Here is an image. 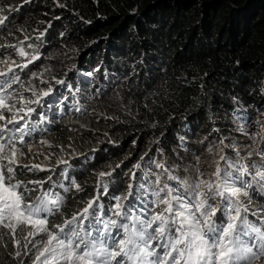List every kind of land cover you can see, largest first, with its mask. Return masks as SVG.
<instances>
[{
  "label": "trees",
  "instance_id": "trees-1",
  "mask_svg": "<svg viewBox=\"0 0 264 264\" xmlns=\"http://www.w3.org/2000/svg\"><path fill=\"white\" fill-rule=\"evenodd\" d=\"M58 1H28L18 19L42 62L97 74L117 52L128 72L108 108L121 122L108 120L106 164L169 149L183 118L222 146L239 111L264 114V0Z\"/></svg>",
  "mask_w": 264,
  "mask_h": 264
},
{
  "label": "clouds",
  "instance_id": "clouds-1",
  "mask_svg": "<svg viewBox=\"0 0 264 264\" xmlns=\"http://www.w3.org/2000/svg\"><path fill=\"white\" fill-rule=\"evenodd\" d=\"M28 1L36 3L44 11L41 7L43 4H48L51 10L61 5L58 0H0V21H3L0 23V97L6 98L11 108L0 109V114L4 116V119H0V129H6L0 132V144H15L19 150L17 163L7 166L15 170L13 183L20 181L27 188L34 189L25 193L29 202L35 201L46 191L63 198L60 210L48 216L49 227L62 226L93 199L103 206L101 219L110 217L119 220L111 210L117 203L115 198L128 196L130 191L132 195L123 200L126 208L133 206L130 216L150 219L165 207L158 203L156 193L165 197L171 190L174 196L187 198L199 181L211 182L209 175L199 173L206 143L201 142L203 138L196 136L197 131L184 118L180 129L174 133V144L169 149L161 146L153 149L148 145L137 156L125 157L123 165L122 162L106 164L104 161L111 151L101 142L107 140L109 128L113 126L108 120L115 124L121 122L120 117L108 108L119 101V88L129 80L126 79L128 72H123L116 63L117 52L113 53L116 54L114 57L113 54L109 57L108 67L105 65L97 74L86 73L85 68H79L77 64L70 66L71 63L63 62L61 67H54L42 62L48 53L41 48L34 49L28 31L18 26L19 16ZM5 38L8 39L7 43L3 41ZM49 88L52 92L43 96ZM94 98L110 105H101L96 109L104 116L98 124L89 117L78 118L83 103ZM38 99L41 101L39 104L34 102ZM28 109L35 111L25 115ZM252 117L249 112L239 111L236 117H232L235 124L228 135L236 126L249 123ZM13 118L15 122L8 123ZM73 128L75 132H71ZM78 133H83L80 139ZM224 138L226 136L222 141ZM68 143L70 147H65ZM4 155H10L7 147ZM5 164L7 161L0 160V165ZM33 165L39 167L34 168ZM223 169L233 178L240 177L251 184L247 189L254 207L244 212V216L264 230V181H254L252 177L256 173L243 177L237 167ZM101 173L105 175L101 176ZM161 182L167 185L163 194L155 190V186ZM75 185H79L81 190L78 191ZM219 200L217 198L209 203L223 207V201ZM225 211H217L214 219L218 223L226 222ZM97 227L103 228V225ZM31 231L30 226L21 225L13 234L11 228L0 226V264H39L36 256L44 249L48 236L45 233L29 235ZM116 231L112 228L113 233ZM252 264H264V255L253 258Z\"/></svg>",
  "mask_w": 264,
  "mask_h": 264
},
{
  "label": "snow or ice",
  "instance_id": "snow-or-ice-1",
  "mask_svg": "<svg viewBox=\"0 0 264 264\" xmlns=\"http://www.w3.org/2000/svg\"><path fill=\"white\" fill-rule=\"evenodd\" d=\"M51 92L49 88L43 96ZM34 102L39 104L41 101ZM0 109L11 110L6 98L0 97ZM33 111L28 109L25 115ZM0 119H4L2 114ZM14 122V118L8 121L10 124ZM5 130L0 129V132ZM6 147L10 152L7 156L4 155ZM18 154L15 144H0V160L7 161V164L0 165V226L11 228L13 234L21 225L31 227L29 235L45 233L48 240L36 256L39 264H252L253 258L264 255V230L241 215L242 210L247 212V208L240 197L248 196L247 188L251 184L240 177L233 178L219 165L214 174L216 180L199 181L190 197L174 196L171 190L165 197L156 193L158 203L165 207L150 219L130 216L133 206L126 208L123 203L132 195L130 191L128 196L115 198L117 203L111 210L119 220L101 219L103 206L93 199L62 226L49 227L48 216L60 210L63 198L46 191L29 202L25 193L34 189L27 188L20 181L13 183L15 170L7 166L17 163ZM221 159L228 167L236 168L225 157ZM253 167L256 175L252 179L264 181V169ZM238 170L241 175H250L247 167L241 166ZM75 187L81 190L79 185ZM217 198L223 201V207L209 203ZM220 210H226V222L218 223L214 219ZM97 225H103V228ZM112 228L117 229L116 233Z\"/></svg>",
  "mask_w": 264,
  "mask_h": 264
},
{
  "label": "rangeland",
  "instance_id": "rangeland-1",
  "mask_svg": "<svg viewBox=\"0 0 264 264\" xmlns=\"http://www.w3.org/2000/svg\"><path fill=\"white\" fill-rule=\"evenodd\" d=\"M116 89V88H115ZM110 107L106 102H102L99 98L87 99L83 103V109L80 114H78L79 119L91 118L96 124L103 121L104 116L96 112V109L100 106ZM242 126H236L232 133L224 138L221 143L214 145L209 142V137H203L201 142L206 143L205 155L199 164V173L203 176H208V180L214 182L216 180L215 170L217 166L228 167V164L221 157H225L228 162L236 165L237 168L241 166L247 167L249 173H256V167L264 169V114L258 115V113L253 114L251 121L247 124H241ZM75 132L73 128L71 132ZM64 132V131H63ZM83 136V133H78V139ZM197 137L201 138V135ZM70 143L66 144L65 147H70ZM230 158V159H229ZM36 163L35 160H33ZM211 164V165H210ZM212 173V174H211ZM211 174V175H210ZM248 175H244L246 177ZM237 186H240L237 184ZM165 189L163 182L155 186L156 191H161ZM163 194V191H161ZM248 192V189H247ZM240 200L243 202L244 207L247 211L252 210L254 204L249 197L241 196ZM220 201V200H219ZM219 206V204H218ZM241 215L244 216V211L242 210ZM227 221V220H226Z\"/></svg>",
  "mask_w": 264,
  "mask_h": 264
},
{
  "label": "bare ground",
  "instance_id": "bare-ground-1",
  "mask_svg": "<svg viewBox=\"0 0 264 264\" xmlns=\"http://www.w3.org/2000/svg\"><path fill=\"white\" fill-rule=\"evenodd\" d=\"M5 43V42H4ZM7 43V42H6ZM3 81H6V80H3ZM46 118H48V117H46Z\"/></svg>",
  "mask_w": 264,
  "mask_h": 264
}]
</instances>
